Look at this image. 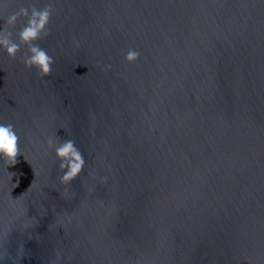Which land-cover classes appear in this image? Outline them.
<instances>
[{
  "label": "water",
  "instance_id": "1",
  "mask_svg": "<svg viewBox=\"0 0 264 264\" xmlns=\"http://www.w3.org/2000/svg\"><path fill=\"white\" fill-rule=\"evenodd\" d=\"M7 2L0 17L46 0ZM52 2L50 76L0 50L20 138L0 160V264H264V0ZM54 136L84 155L69 186Z\"/></svg>",
  "mask_w": 264,
  "mask_h": 264
},
{
  "label": "clouds",
  "instance_id": "2",
  "mask_svg": "<svg viewBox=\"0 0 264 264\" xmlns=\"http://www.w3.org/2000/svg\"><path fill=\"white\" fill-rule=\"evenodd\" d=\"M10 4L0 5L2 9H8ZM55 5L52 0H46L40 6L29 4L21 6L16 11L3 15L4 25L0 28V50H3L10 60H15L19 54L20 62L25 70H34L38 78H45L51 75L54 58L43 49L38 41L45 39L51 34L50 23ZM24 21L19 31L13 33L10 31L15 28L18 21ZM26 49L21 52V49ZM140 57V52L136 49H128L123 56L125 64H134ZM19 135L12 123H0V160H3L5 168L14 166L17 163V157L20 156ZM48 149L54 152V159L58 162V176L61 185H71L82 173L85 167L83 153L76 146L74 139L65 138L60 140L58 137H49L46 141ZM15 175L9 173V176ZM95 179V177H92ZM105 178H100L99 183L103 185ZM18 183V182H17ZM94 188H89V192ZM31 220L24 227H30ZM23 251V245L19 246V252ZM8 257L5 249L0 254V260ZM59 259V253H57Z\"/></svg>",
  "mask_w": 264,
  "mask_h": 264
}]
</instances>
